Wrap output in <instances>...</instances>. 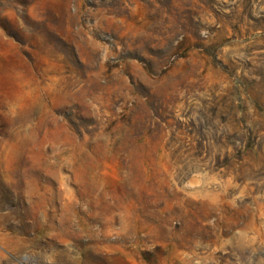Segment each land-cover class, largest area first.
Listing matches in <instances>:
<instances>
[{"label":"rangeland","instance_id":"obj_1","mask_svg":"<svg viewBox=\"0 0 264 264\" xmlns=\"http://www.w3.org/2000/svg\"><path fill=\"white\" fill-rule=\"evenodd\" d=\"M0 264H264V0H0Z\"/></svg>","mask_w":264,"mask_h":264}]
</instances>
